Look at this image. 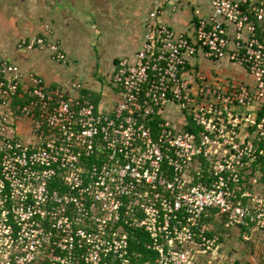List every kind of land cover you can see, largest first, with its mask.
<instances>
[{
    "label": "built area",
    "instance_id": "1",
    "mask_svg": "<svg viewBox=\"0 0 264 264\" xmlns=\"http://www.w3.org/2000/svg\"><path fill=\"white\" fill-rule=\"evenodd\" d=\"M161 15L151 11L140 50L116 66L110 111L79 83L52 88L0 57V264H212L216 220L247 241L264 233L263 189L249 178L264 155V0H213L210 16L195 12V40ZM48 26L20 48L65 62ZM199 48L254 84L185 77Z\"/></svg>",
    "mask_w": 264,
    "mask_h": 264
},
{
    "label": "rangeland",
    "instance_id": "2",
    "mask_svg": "<svg viewBox=\"0 0 264 264\" xmlns=\"http://www.w3.org/2000/svg\"><path fill=\"white\" fill-rule=\"evenodd\" d=\"M24 7L28 17L34 20V27L39 33L43 32V27L49 25L54 28L53 20L61 13H67L68 32L74 33V50L67 52V60L59 63L53 61L50 56L49 65L52 78L54 81L56 72L59 74L56 83L68 86L73 83H79L82 86H89L92 83V76L99 78L106 77L112 70L113 64L119 61V57L137 52L140 40L143 37L144 26L134 21L132 24H126L132 19L130 13L137 0H24ZM0 0V27L3 22L17 19L13 17L9 8H6ZM27 7V8H26ZM140 9L141 14L146 6ZM148 8V7H147ZM139 9L135 11V17ZM134 17V18H135ZM106 22V23H104ZM125 22V24H123ZM123 24V25H122ZM42 26V27H41ZM41 27V29H40ZM53 27V28H52ZM58 28V25H56ZM54 31V30H53ZM56 35L58 33L56 32ZM8 33L0 32V57L7 61L14 62V53L16 46L20 48V42L26 37H17L13 40L6 39ZM82 43L83 45H80ZM65 45V44H64ZM65 47V46H64ZM23 49V48H20ZM19 49V50H20ZM120 51H119V50ZM64 51V50H63ZM122 54V55H121ZM47 56V54H43ZM105 70L106 72H103ZM226 76L232 74L228 71ZM104 79V78H103ZM223 79V78H220ZM106 81V79H104ZM71 91V89H69ZM215 229L221 230L223 226L219 221H215ZM255 232V231H253ZM253 235V233H250ZM263 234L259 231L251 236V240L245 241L240 229H231L223 231V242L220 253L216 259V264H249L255 256L258 264H262V249L264 248ZM255 245V253L249 254L252 246ZM263 245V246H262ZM257 247V248H256ZM260 253L262 260L257 256Z\"/></svg>",
    "mask_w": 264,
    "mask_h": 264
},
{
    "label": "crops",
    "instance_id": "3",
    "mask_svg": "<svg viewBox=\"0 0 264 264\" xmlns=\"http://www.w3.org/2000/svg\"><path fill=\"white\" fill-rule=\"evenodd\" d=\"M234 1H239V0H234ZM252 1L258 2L259 0H252ZM24 2H26V6H27V1L24 0H5V2H2V4L6 6V8L10 9V12H12L13 17L15 15L18 16L17 19H12L11 21L3 22L4 24H2V26L0 27V32L8 33V37L6 39L13 40L17 37H21V38L26 37V39L29 40L32 39L34 36L42 34L35 29L34 20L28 17V14L24 7ZM212 3L213 0H137L135 5L133 6V9H131L132 12L130 13V15L132 19L130 21H127L126 24H132L134 23V21H137L141 23L142 26H144V31H145V25L146 22L148 21L149 14L151 13V11H153L156 7L159 6L160 10L162 11V15L160 16V22L167 24L168 26L173 28L176 32L185 34L188 37L195 40V23L197 21L195 19V12L200 11L202 16L204 17L210 16L212 12ZM142 6H146L143 11V14H141L140 12V9L143 8ZM138 9L139 12L136 15L137 17H135V11ZM65 15H67V13L66 14L61 13L56 16V18L53 20L54 28L52 27L53 28L52 30H54L53 38L57 42H59L66 55L69 50L71 51L74 50V44H76L74 43V40L78 38L74 36V33L67 31V29L69 28L68 25L70 21L68 20V18L70 19V16L66 18ZM123 24H125V22ZM56 25H58V28H56ZM56 32L58 33V35H56ZM142 38L140 40L137 51L141 47ZM80 45L83 44L80 43ZM19 49L16 46V52L14 53V60H15L14 63L20 65L27 72H35L39 74L52 88L63 87L69 91L68 88L69 85L66 86L67 85L66 84L65 86H63L55 82L56 80H58L57 76H59L57 72L55 75L56 79L54 81L50 79L52 78L53 75H51L49 65L46 63L49 61V58L51 56L49 51L41 50L39 48H26V49L24 48L20 50ZM43 54H47V56H43ZM133 56L132 54H126L124 55V57L123 56L119 57V59L120 60L124 58L132 59ZM50 59H52V57ZM66 60H67V55H66ZM120 60L116 62H120ZM116 62L115 64H113L111 72L107 74L106 77H103L104 79H106V81H104L103 78H99L100 80H98L96 77L92 76L91 77L93 80L92 83H89L90 84L89 86L86 87L83 86L84 89L80 91V94L89 96L90 100L96 106H101L107 111H110L120 100V93L113 85V76L116 70V66L118 64ZM192 70H196L205 74L208 80H213L214 78H219V79L223 78L220 80L224 81L225 84L228 83V81H232V80L236 82H242L248 85L254 84L253 79L249 76V73L245 69H241L235 66L233 67L227 61L216 62L213 60H209L208 58L205 57L204 51L201 48H199L196 56L190 61V63H188L184 71V76L186 77L188 73ZM226 71L230 72L232 75L226 76L225 75ZM103 72L106 71L103 70ZM70 93L73 94L71 91ZM76 93L78 94V92ZM22 95L24 97L17 101L18 104L26 103L27 100L29 99V97L26 94L23 93ZM262 114L263 112H259V117L262 116ZM30 130H31L30 123L21 121L19 128V135L26 143H30L32 141ZM253 131H254L253 129L250 130V134H252ZM256 166H257L255 168L256 173L259 175H263L262 171H258V169H260V165H256ZM253 170L254 168H252V172H251L252 174L251 176H249L251 180H253L256 177L253 174ZM210 221H213V219H211ZM217 231L227 232L229 230H226L223 227L221 230L218 229ZM241 232L243 236L245 230H242ZM248 232L250 237L254 236L255 232L253 231H248ZM250 233H253V235H251ZM262 234L264 236V233ZM253 253H255V245L252 246L251 251L249 252L251 256ZM257 256L260 258L261 261L262 258L260 253H258ZM243 259L244 261H250L249 264H258V262H255L256 261L255 256H252L251 259H247V258L245 259V257ZM215 261L216 260H214L212 264H216ZM235 264H237V262H235Z\"/></svg>",
    "mask_w": 264,
    "mask_h": 264
},
{
    "label": "trees",
    "instance_id": "4",
    "mask_svg": "<svg viewBox=\"0 0 264 264\" xmlns=\"http://www.w3.org/2000/svg\"><path fill=\"white\" fill-rule=\"evenodd\" d=\"M144 37H145V31H144V33H143V38H142V43H141V46L143 45V42H144ZM141 48V47H140ZM140 50V49H139ZM138 50V51H139ZM137 51V52H138ZM121 61V60H120ZM116 63H118L119 64V62H116ZM117 64V65H118ZM183 74H184V72H183ZM189 130H192L190 127H189ZM261 149H263L264 148V143H262L261 144V147H260ZM259 155V159H258V161H260V162H256L255 164H253V166H252V168H254V170H253V174L257 177L258 176V178L260 179L259 180V184H261L262 185V187H261V189H263V191H262V193L264 194V155H261L260 153L258 154ZM256 165H260V169H258V171H262V174L263 175H259V174H257L256 173V170H255V168L257 167ZM251 172H252V169H251ZM258 173H260V172H258ZM252 174V173H251ZM251 174H250V176H251ZM245 184H246V187L248 188L249 187V189L250 190H252V191H254V192H256V191H258V189L259 188H257L256 190H255V186H253V185H251L250 183H248V181H247V183L245 182ZM259 191H261L260 189H259ZM215 225V224H214ZM219 232V231H218ZM219 234L221 235V242H223V232H219ZM141 239V238H140ZM132 243V250H131V252H134V251H136V252H144V250H143V248L142 247H139V246H137L136 244H135V242H131ZM263 246V245H262ZM261 253H262V257H263V259H264V248L262 249V251H261ZM151 258H152V260L155 258V255L154 254H152L151 256H150ZM146 257H142V258H140V260L138 261L135 257H132V263L133 264H143V262H145L146 261ZM238 264V263H237Z\"/></svg>",
    "mask_w": 264,
    "mask_h": 264
}]
</instances>
